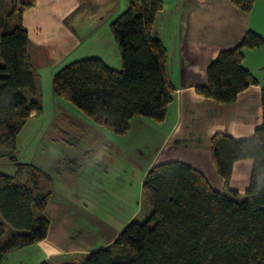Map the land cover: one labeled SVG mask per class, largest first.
Masks as SVG:
<instances>
[{"label":"trees","instance_id":"16d2710c","mask_svg":"<svg viewBox=\"0 0 264 264\" xmlns=\"http://www.w3.org/2000/svg\"><path fill=\"white\" fill-rule=\"evenodd\" d=\"M9 1L10 12L0 16V158L14 162L16 172L0 173V240L7 228L11 231L4 243L0 241V264L12 252L47 238L51 222L46 209L53 193L48 173L12 156L17 135L40 107L38 76L22 23L34 2ZM125 1L126 9L109 26L121 69L86 58L65 65L51 80L54 97L117 135L126 134L137 117L163 123L173 100L167 51L152 36L162 3ZM255 1L231 0L245 13ZM262 46L261 36L247 32L236 47L221 50L207 68L206 85L197 87L196 93L217 105L234 103L249 86L257 85L243 66V51ZM260 106L261 124L251 137L234 140L216 133L210 139L212 166L222 189H215L203 173L184 162L156 163L142 184L153 205L147 219L129 222L112 243L65 264H264V79ZM241 160L252 163L242 199L229 187L233 165Z\"/></svg>","mask_w":264,"mask_h":264},{"label":"crops","instance_id":"0c3cea01","mask_svg":"<svg viewBox=\"0 0 264 264\" xmlns=\"http://www.w3.org/2000/svg\"><path fill=\"white\" fill-rule=\"evenodd\" d=\"M160 1L162 10L154 20L152 36L167 51V74L173 87V100L163 123L152 128L153 131L149 126L144 127L147 129L144 135L146 141L152 138L151 132L156 134L157 128L165 126L162 130L164 135L160 136L161 142L158 141L146 171L161 162V154L167 148L170 151L180 149L186 157L170 161L190 165L220 190L223 183L212 166L210 139L214 134L222 133L234 140H243L251 137L260 126L264 46L243 51V66L252 74L257 85L249 86L234 103L217 105L195 90L206 85L207 68L221 50L236 47L247 32L264 39V0H256L249 13L240 11L231 0ZM31 2L34 6L24 12L22 23L28 32V52L36 76V69L49 67L76 49L81 51L83 59L98 58L113 69H121L119 53L115 58L118 49L109 26L126 9L125 0H16L17 5ZM136 120L130 121V128ZM167 159L164 162L169 161ZM71 160L75 162V159ZM250 170V160L235 162L230 189L238 194L245 191L246 186L242 190L233 185L240 181L245 185ZM51 198L54 199V196ZM51 198L46 209L50 229L45 242L40 245L44 246L49 241L47 247H51L52 252L48 255L82 252L80 244L75 242L77 235L73 231L76 223L72 215L62 207L58 213L59 208L53 207ZM119 233H113L101 242L100 248L112 243ZM47 247H44L46 251ZM48 255L46 253L44 259Z\"/></svg>","mask_w":264,"mask_h":264},{"label":"rangeland","instance_id":"374dc122","mask_svg":"<svg viewBox=\"0 0 264 264\" xmlns=\"http://www.w3.org/2000/svg\"><path fill=\"white\" fill-rule=\"evenodd\" d=\"M11 3L9 0L0 2V16L10 12ZM80 53L76 49L61 57L57 63L36 69L40 110L31 114L17 135L16 150L12 156L16 162L33 164L52 177L53 207L59 208L58 213L64 208L72 215L76 223L73 231L77 235L75 242L80 244L82 252L48 255L52 252L51 247H47L49 241L41 246L42 241L23 248L21 252H12L4 264L71 262L100 248L101 242L113 233H119L131 220L142 222L152 212L153 205L144 196L142 184L165 126L157 128L156 134L151 132L152 138L144 141L147 133L144 127L149 126L152 130L158 124L151 119L137 117V124L134 123L126 134L117 135L95 124L70 102L54 97L51 90L53 74L70 62L83 59ZM23 93L28 101L32 99L27 90ZM185 157L182 150L170 151L167 148L159 161ZM15 172L14 162L9 158H0L1 174L13 175ZM250 172L245 185L240 181L233 187L242 190L247 187ZM244 196L245 191L240 192L238 198ZM10 233L7 228L1 243L7 240ZM46 253L48 258L44 259Z\"/></svg>","mask_w":264,"mask_h":264}]
</instances>
